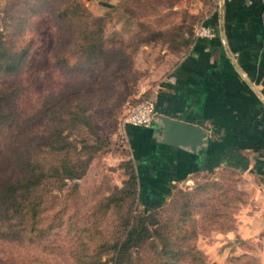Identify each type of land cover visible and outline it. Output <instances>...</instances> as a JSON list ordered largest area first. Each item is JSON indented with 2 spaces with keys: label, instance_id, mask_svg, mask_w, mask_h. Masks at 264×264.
I'll return each instance as SVG.
<instances>
[{
  "label": "rangeland",
  "instance_id": "374dc122",
  "mask_svg": "<svg viewBox=\"0 0 264 264\" xmlns=\"http://www.w3.org/2000/svg\"><path fill=\"white\" fill-rule=\"evenodd\" d=\"M2 1V25L0 33L5 30V18L9 12L24 13L27 10L24 0ZM69 0H48L41 8L30 16L28 25L22 36H36L32 56L28 62L27 83H31L32 106L40 109L43 100L51 102L58 92V85L81 81L90 83L85 86L88 113L92 125L80 124L73 132L64 131L66 139L57 142L63 146L66 141H76L79 148L72 150L73 165L81 170L85 161L91 156L81 177L67 179L64 188L59 191V181L48 180L47 187L61 193L65 221L95 224L100 218L97 234L98 239L106 236L115 239L122 233L120 222L129 209H146L142 200L138 199L130 206L125 202L121 208L111 207L108 211L100 210V202L109 194L121 190L129 177L128 162L134 158L128 140L125 118L138 102L154 96L158 84L172 72L177 61L188 50L182 38L196 36L197 25L215 11L216 6L211 0H120L101 13L94 12L83 0L82 2L97 21L102 25L106 38L108 54L113 62L105 68L103 61L88 66L84 63L79 76L70 78L64 68V59L71 64L77 62L72 48L79 39V33L70 22L59 25L55 16L59 7ZM193 32V33H191ZM191 33V34H190ZM60 36V37H58ZM62 50L55 53V46ZM58 49V48H56ZM110 55V56H111ZM62 56H64L62 58ZM0 76V88L12 87L13 80ZM26 84V82H25ZM61 87V89H63ZM38 103V104H37ZM14 104V103H13ZM15 106V105H14ZM11 106L10 108H15ZM85 139L84 141H81ZM43 144L40 154L52 162H57L67 153V148L48 149ZM215 181L221 185L211 193L198 194L197 200H203L205 206H194L199 235L198 246L206 253L213 264H255L257 256L243 253L241 248L250 246L246 241L231 233L236 228L237 214L243 205L255 202L251 193L252 179L232 167H223L213 173L199 174L191 180L177 183L174 194H180L178 188L187 192L203 182ZM179 197V200H183ZM173 195L166 200L167 208L172 204ZM199 198V199H198ZM165 200V201H166ZM171 202V203H170ZM215 204L218 211L210 209ZM210 209L205 216L204 210ZM167 210V209H166ZM164 211L167 214L168 211ZM223 214L215 218L214 213ZM201 211V213L199 212ZM122 214V215H121ZM66 225V224H65ZM230 228L225 229L224 226ZM119 229V230H118ZM65 237L71 238L68 233ZM23 259L24 249L17 246ZM18 250V251H17ZM7 245L0 247V253L9 252ZM30 257H51L41 246L36 245L29 251ZM113 252L104 254L111 257ZM111 259L108 263L111 264Z\"/></svg>",
  "mask_w": 264,
  "mask_h": 264
},
{
  "label": "trees",
  "instance_id": "16d2710c",
  "mask_svg": "<svg viewBox=\"0 0 264 264\" xmlns=\"http://www.w3.org/2000/svg\"><path fill=\"white\" fill-rule=\"evenodd\" d=\"M47 1L24 0L26 12L8 11L5 30L0 33V76L9 78L6 84L13 80L12 87L0 88V247L7 245L10 250L0 253V264H106L110 259L111 264H213L197 243L199 230L194 206H205L203 200L196 199L198 194L221 189L215 181L198 184L187 192L189 195L178 188L183 200H179L181 195L172 192L169 208L167 200L154 208L135 212L131 207L122 216L119 225L122 233L113 240L106 236L98 239L100 218L95 224L66 223L61 193L48 188L47 183L51 178L58 180L61 191L67 179L82 176L92 158L89 156L83 168L78 170L70 153L79 148L78 143L68 140L63 146L57 144L66 139L65 130H68V137L69 132L80 124L92 125L86 90L83 89L91 84L71 80L57 86L53 101L45 103L43 100L40 109L32 106L31 83H27L24 74L36 36L22 35L30 16ZM100 18L94 17L78 0H69L57 10L56 22L59 25L70 22L79 33L72 48L77 62L71 64L68 59L63 60L62 68L71 75L70 78L79 76L77 73L81 72L84 63L91 66L103 61L108 68L113 62V56L107 52L103 27L97 23ZM194 37L189 35L182 38V42L190 46ZM61 50V44L55 46V53ZM81 141L85 143V139ZM43 144L50 145L48 149L67 148V153L52 162L40 154ZM128 168L125 187L100 202L103 213L111 207L121 213L125 202L132 206L141 200L135 160L128 162ZM177 187L175 185L174 189ZM210 209L218 211L219 208L211 204ZM210 209H205L203 216ZM165 210L167 214H164ZM222 214L221 210L214 216L217 218ZM224 227L228 229L230 225ZM65 233L71 238L65 237ZM36 245L51 257L44 260L30 257L29 251ZM17 246L26 251L23 259H20L22 254L16 252ZM108 252H113L112 256L104 258Z\"/></svg>",
  "mask_w": 264,
  "mask_h": 264
},
{
  "label": "crops",
  "instance_id": "0c3cea01",
  "mask_svg": "<svg viewBox=\"0 0 264 264\" xmlns=\"http://www.w3.org/2000/svg\"><path fill=\"white\" fill-rule=\"evenodd\" d=\"M101 13L120 0H83ZM0 0V27L2 25ZM205 21L212 36H195L154 92L151 127L128 124L126 133L148 208L164 202L177 183L223 167L253 180L255 202L243 205L234 233L243 253L264 264V0H222ZM199 125L208 135L196 149L166 140L158 117ZM182 143V142H181ZM241 264H248L242 262Z\"/></svg>",
  "mask_w": 264,
  "mask_h": 264
},
{
  "label": "water",
  "instance_id": "95a60500",
  "mask_svg": "<svg viewBox=\"0 0 264 264\" xmlns=\"http://www.w3.org/2000/svg\"><path fill=\"white\" fill-rule=\"evenodd\" d=\"M220 6L222 9V0ZM158 119L163 127V137L175 144H191L192 148L196 149L208 135L207 131L203 130L197 124L165 115H160Z\"/></svg>",
  "mask_w": 264,
  "mask_h": 264
},
{
  "label": "built area",
  "instance_id": "2783aa9c",
  "mask_svg": "<svg viewBox=\"0 0 264 264\" xmlns=\"http://www.w3.org/2000/svg\"><path fill=\"white\" fill-rule=\"evenodd\" d=\"M211 1L217 6L221 0ZM213 34V26L208 24L205 19L196 27V36H212ZM156 114L157 107L155 97L151 96L133 106L125 118V124L151 127L154 125Z\"/></svg>",
  "mask_w": 264,
  "mask_h": 264
}]
</instances>
